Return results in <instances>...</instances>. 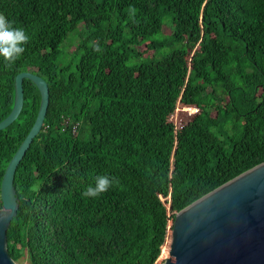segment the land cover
Listing matches in <instances>:
<instances>
[{
  "label": "trees",
  "instance_id": "trees-1",
  "mask_svg": "<svg viewBox=\"0 0 264 264\" xmlns=\"http://www.w3.org/2000/svg\"><path fill=\"white\" fill-rule=\"evenodd\" d=\"M0 15L29 36L14 64L0 59V121L18 72L49 89L14 173V261L155 264L176 212L264 161V0H0ZM22 86L0 182L39 106ZM178 100L199 111L174 132ZM98 174L116 182L83 197Z\"/></svg>",
  "mask_w": 264,
  "mask_h": 264
},
{
  "label": "water",
  "instance_id": "water-1",
  "mask_svg": "<svg viewBox=\"0 0 264 264\" xmlns=\"http://www.w3.org/2000/svg\"><path fill=\"white\" fill-rule=\"evenodd\" d=\"M24 78L40 94L35 119L9 159L0 182V264H15L6 248V230L16 215L15 169L40 131L46 114L48 84L38 74L20 71L14 78L13 106L0 121L9 125L23 104ZM168 255L160 264H264V161L246 169L175 213Z\"/></svg>",
  "mask_w": 264,
  "mask_h": 264
},
{
  "label": "clouds",
  "instance_id": "clouds-1",
  "mask_svg": "<svg viewBox=\"0 0 264 264\" xmlns=\"http://www.w3.org/2000/svg\"><path fill=\"white\" fill-rule=\"evenodd\" d=\"M29 36L22 27H15L4 15H0V59L12 65L25 51ZM98 50V49H97ZM116 182L114 177L98 174L82 192L86 198H97Z\"/></svg>",
  "mask_w": 264,
  "mask_h": 264
},
{
  "label": "built area",
  "instance_id": "built-area-1",
  "mask_svg": "<svg viewBox=\"0 0 264 264\" xmlns=\"http://www.w3.org/2000/svg\"><path fill=\"white\" fill-rule=\"evenodd\" d=\"M179 111L181 112V115L177 117ZM198 111L199 108L197 105L190 103H181L178 100L173 112L169 115L168 118L169 121L173 123L174 132H177L179 129H181L191 117L198 113ZM65 122H67V119H65Z\"/></svg>",
  "mask_w": 264,
  "mask_h": 264
},
{
  "label": "rangeland",
  "instance_id": "rangeland-1",
  "mask_svg": "<svg viewBox=\"0 0 264 264\" xmlns=\"http://www.w3.org/2000/svg\"><path fill=\"white\" fill-rule=\"evenodd\" d=\"M163 30L166 32V31L168 30V28L165 27ZM180 115H181V112L179 111L178 114H177V117H179ZM170 226H171V222L169 221V222H168V229H167V233H166V237H165V241H164V243L166 242V238H167V237H169V239H170ZM168 234H169V236H168ZM168 241H169V240H168ZM164 243H163V244H164ZM168 244H169V242H168ZM167 250H168V245H167ZM167 255H168V253H167ZM165 257H166V253H165V254H162V253L160 252V255H159V257L157 258L155 264H160V263L164 260ZM14 262H15V264H29L28 261H27L24 257H21V258L17 259V260L14 261Z\"/></svg>",
  "mask_w": 264,
  "mask_h": 264
},
{
  "label": "bare ground",
  "instance_id": "bare-ground-1",
  "mask_svg": "<svg viewBox=\"0 0 264 264\" xmlns=\"http://www.w3.org/2000/svg\"><path fill=\"white\" fill-rule=\"evenodd\" d=\"M167 256V255H166Z\"/></svg>",
  "mask_w": 264,
  "mask_h": 264
}]
</instances>
